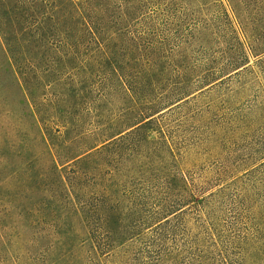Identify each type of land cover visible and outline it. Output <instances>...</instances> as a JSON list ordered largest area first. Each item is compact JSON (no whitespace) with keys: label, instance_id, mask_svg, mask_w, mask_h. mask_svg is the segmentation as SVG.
Returning a JSON list of instances; mask_svg holds the SVG:
<instances>
[{"label":"trees","instance_id":"trees-1","mask_svg":"<svg viewBox=\"0 0 264 264\" xmlns=\"http://www.w3.org/2000/svg\"><path fill=\"white\" fill-rule=\"evenodd\" d=\"M162 5L0 0V194L9 201L6 211L17 210V217L31 218L39 228L107 231L101 238L83 234L93 264H122L124 256L129 264H264V145L256 144L249 156L248 194L235 195L239 189L212 186L221 180L218 171L195 177L192 169L174 168L162 122L170 111L163 110L198 89L238 69L235 75L249 72L248 60L242 49L217 64L147 56L146 49L160 51L159 37L141 48L142 34L131 27ZM113 42L117 49L108 46ZM253 52L262 57L253 71L262 83L252 108L258 113L264 111V49ZM80 56L88 60H76ZM169 65L171 76L165 77ZM142 83L147 90L138 88ZM113 85L122 103L111 110L106 106ZM152 126L164 146L146 174L153 184L137 193L141 201L132 209H121L128 193L105 182L111 179L106 151L123 137H148ZM84 177L91 183L85 200L77 187ZM19 199L35 201L22 206ZM221 202L229 217L220 215ZM7 220L21 227L19 219ZM66 255L72 257L67 253L60 261Z\"/></svg>","mask_w":264,"mask_h":264},{"label":"rangeland","instance_id":"rangeland-1","mask_svg":"<svg viewBox=\"0 0 264 264\" xmlns=\"http://www.w3.org/2000/svg\"><path fill=\"white\" fill-rule=\"evenodd\" d=\"M162 3L158 11L146 12L142 21L131 27L135 34H142L138 41L141 48L148 42L155 43L154 37H159L157 47L160 51L155 54L146 49L147 56L166 57L164 60L186 64L191 61L217 64L226 62L228 52L237 55L242 49L249 70L240 75L234 73L241 69L233 71L229 80L227 75L222 82L220 79L198 89L163 110H170L162 122L173 151L172 165L183 172L192 169L195 177H212L218 171L223 175L212 186L218 184L216 189H239L235 195L248 194L247 175L252 162L249 156L256 149V144L264 145V111L252 112L254 97L258 96L262 84L253 79V71L257 69L255 61L262 58L254 56L253 51L264 49V0H162ZM108 46L117 49L118 42ZM63 56L56 55L58 58ZM34 57L37 60L39 54H34ZM45 58L48 56L42 59ZM82 59L88 60L84 56L76 57V60ZM170 66L162 71L165 77L171 76ZM113 87L108 90L106 106L111 110L122 103L118 98L121 93ZM136 87V83L131 84V88ZM138 88L147 90L148 84L142 83ZM188 98L189 103L178 109L177 106ZM151 129L153 131L147 133L149 136L146 138L143 135L123 137L106 151L104 162L111 172V179L104 178L105 182H114L128 193L123 197L121 209H132L136 202L141 201L137 199V193L142 188L148 190L153 184L146 174L153 171V161L160 155L159 149L164 151V146L158 138L156 126ZM155 150L157 152L153 153ZM78 183L79 193L85 200L91 186L89 178L84 177ZM239 198H235L236 202ZM34 201L19 199L17 203L30 206ZM8 204L4 194H0V264H93L89 261L90 243L83 234L89 232L99 236L107 231L86 230L83 233L80 229L39 228L30 224L31 218L17 217V210L8 209L7 212ZM223 206L221 202L220 215L229 217ZM10 216L19 219L21 227L8 226ZM187 226L193 234L195 231L190 222ZM67 253H72V257L66 255L60 261V256ZM143 255L146 257V253ZM120 259L122 264L130 263H127L126 256ZM115 264H120L119 260Z\"/></svg>","mask_w":264,"mask_h":264}]
</instances>
